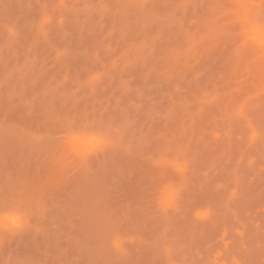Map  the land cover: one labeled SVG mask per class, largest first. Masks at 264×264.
Here are the masks:
<instances>
[{"label":"rangeland","instance_id":"rangeland-1","mask_svg":"<svg viewBox=\"0 0 264 264\" xmlns=\"http://www.w3.org/2000/svg\"><path fill=\"white\" fill-rule=\"evenodd\" d=\"M264 0H0V264H264Z\"/></svg>","mask_w":264,"mask_h":264},{"label":"snow or ice","instance_id":"snow-or-ice-1","mask_svg":"<svg viewBox=\"0 0 264 264\" xmlns=\"http://www.w3.org/2000/svg\"><path fill=\"white\" fill-rule=\"evenodd\" d=\"M250 33H255L256 31H259L261 34V43L264 44V18H262L259 22L250 21Z\"/></svg>","mask_w":264,"mask_h":264}]
</instances>
